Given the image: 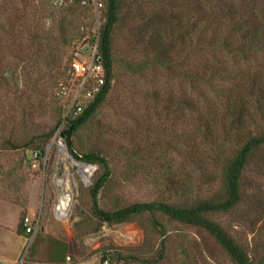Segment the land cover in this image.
Masks as SVG:
<instances>
[{
    "label": "rangeland",
    "instance_id": "1",
    "mask_svg": "<svg viewBox=\"0 0 264 264\" xmlns=\"http://www.w3.org/2000/svg\"><path fill=\"white\" fill-rule=\"evenodd\" d=\"M71 1L0 0V260L16 258L17 263L22 260V264H27L31 260L30 243L37 238L40 241L36 262L39 263H48L44 256L49 255L51 239L67 242L68 254L76 256L74 259L92 257L96 259L95 264H100L101 252L106 248L131 255L142 252L139 249L143 232L138 221L104 225L98 233L81 240L74 237L72 226L77 216L89 215V199L83 188L89 185L96 168L93 166L92 172L89 167L88 172L81 168V163L74 164L68 155L61 153L60 147H67L59 131L48 141L43 162L34 161L30 157L33 149L25 147V144L39 143L41 136L54 127L62 107L69 110L80 80L69 76L68 56L59 64L23 63L14 56L19 53V47L34 52L35 34L49 29L55 32L61 18L59 13L68 11ZM173 1L181 4V0H121L122 12L129 13L130 17L115 30L112 42L118 78L105 102L74 139L77 151L92 149L109 155L113 180L99 197L105 210L155 201L163 196L172 198L173 194L180 196L188 191L191 196L204 195L203 192L213 189L210 184L201 189L205 182L200 175L185 178L194 165L185 160L186 147L182 142L196 128L192 123L185 124L184 114L164 110L170 98H180L187 85L160 69L131 76L120 67L127 61H143L145 54L151 56L143 45L147 37L142 40L139 30L145 27L152 13H163L167 18L178 14L176 7H169ZM95 2L81 3L79 12L68 16L71 20L76 17L80 28L87 26L82 34L93 35L101 24V8ZM21 18L30 19L31 26L25 28ZM84 39L68 49L74 59L86 61L91 57V47ZM201 56L195 50L186 67L197 66ZM56 66L66 69L64 78L59 79ZM63 85L65 94L61 92ZM156 98L163 102L155 103ZM67 103L70 104L67 106ZM252 113L253 109L248 107L246 116ZM80 169L84 178L79 174ZM252 187H247L239 211L216 220L258 260L264 256V182L263 204L252 205L249 201L247 196L253 193ZM61 189L73 195L70 211L64 218L56 213ZM25 216L38 219L35 233L28 238L18 232ZM167 229V235L177 241L183 239L192 264H230L204 232L176 224L168 225Z\"/></svg>",
    "mask_w": 264,
    "mask_h": 264
},
{
    "label": "trees",
    "instance_id": "2",
    "mask_svg": "<svg viewBox=\"0 0 264 264\" xmlns=\"http://www.w3.org/2000/svg\"><path fill=\"white\" fill-rule=\"evenodd\" d=\"M95 1L72 0L68 11L59 13L61 18L55 32L49 29L35 34L32 38L34 52L19 47V53L14 56L16 60L29 64L39 61L59 64L68 56L69 76H73L72 64L85 60L74 59L68 49L85 38L91 51L96 48L103 67L104 85L97 95L92 99H79L69 110L62 107L56 124L41 136L39 143L25 144L33 149L31 152L36 155L33 160L43 162L48 141L59 131V137L74 159L96 168L89 185L83 188L89 199V215L77 216L72 226L74 237L81 240L98 233L104 225L138 221L143 232L139 249L142 252L131 255L106 248L101 252L100 264L105 261L107 264H173L174 261L176 264H192L183 239L177 241L174 236L167 235V226L176 224L207 234L230 264H264V256L253 259L247 247L216 220L239 211L248 186H253V193L247 196L251 204H263L264 0H181L179 5L173 1L169 2V7H176L178 14L167 18L163 13H152L145 27H141L142 40L147 37L143 42L144 49L151 56L145 54L143 61H127L120 67L123 73L131 76H143L146 71L160 69L187 85L181 97L170 98L164 110L184 114L185 124L192 123L196 128L182 142L186 147L185 160L194 165L185 178L200 175L205 182L201 189L209 184L213 189L202 191L204 195L191 196L188 191L180 196L173 194L172 198L163 196L155 201L110 210H105L99 203L101 193L111 186L113 180L109 155L92 149L77 151L74 139L105 102L118 78L112 42L115 30L130 14L122 12L121 0ZM93 2L101 8V24L93 35L82 34L87 26L80 28L76 17L71 20L68 16L76 15L81 3L90 5ZM21 19L25 28L31 26L30 19ZM195 50L202 54L200 62L192 68L186 67ZM55 69L59 79L65 77L66 69L60 66ZM178 69L183 70L181 75ZM65 87H61V92ZM154 100L159 104L163 102L157 98ZM79 106L81 111L77 112ZM248 107L253 113L246 116ZM52 170L53 173L56 171V164ZM18 232L28 238L23 226ZM39 241L37 238L30 243L31 262L38 260ZM51 241L48 261L64 262L68 244L55 239Z\"/></svg>",
    "mask_w": 264,
    "mask_h": 264
},
{
    "label": "built area",
    "instance_id": "3",
    "mask_svg": "<svg viewBox=\"0 0 264 264\" xmlns=\"http://www.w3.org/2000/svg\"><path fill=\"white\" fill-rule=\"evenodd\" d=\"M71 67L74 73L73 75L80 80L79 82L80 88L78 87V90L75 93V97L71 104L72 106L79 99L82 98L92 99L95 95H97L100 92L101 87L104 85V71L101 63L98 60L96 48H93L89 60L82 62H74ZM62 92L64 94L66 93L65 88L62 90ZM80 111H81V106L77 108V112ZM30 157L34 159L36 155L31 152ZM56 213L57 214L63 213L59 210L58 205L56 206ZM63 214H65V216L67 215V213H63ZM37 225H38L37 218H30L28 216H25L23 218V228L28 236L33 235L35 233ZM0 264H6V263L0 262ZM17 264H22V260ZM103 264H107V262L105 261Z\"/></svg>",
    "mask_w": 264,
    "mask_h": 264
},
{
    "label": "crops",
    "instance_id": "4",
    "mask_svg": "<svg viewBox=\"0 0 264 264\" xmlns=\"http://www.w3.org/2000/svg\"><path fill=\"white\" fill-rule=\"evenodd\" d=\"M64 243L67 244V242L65 241H62ZM48 257H50V252L48 253ZM54 256V255H53ZM48 257L47 256H44L45 260H47L48 263H39V262H31L32 259L29 261H27L26 263L27 264H95L96 262V259L95 258H87V259H83V260H76L74 259V257H71L70 254H67V256L64 258V262H61V263H53V262H49L48 260ZM76 260V261H75ZM0 262H4L6 264H17V259L16 258H11V259H1Z\"/></svg>",
    "mask_w": 264,
    "mask_h": 264
},
{
    "label": "water",
    "instance_id": "5",
    "mask_svg": "<svg viewBox=\"0 0 264 264\" xmlns=\"http://www.w3.org/2000/svg\"><path fill=\"white\" fill-rule=\"evenodd\" d=\"M66 152H67V155H68V157L70 158V159H72L73 161H76L75 159H74V157L69 153V151H68V149H66ZM76 162H78V161H76ZM78 163H80V162H78ZM82 165H85V166H88V167H90V168H92L93 170H92V172L94 171V167L93 166H91V165H88V164H83V163H81ZM59 169H60V166H58V171H59ZM80 174V173H79ZM81 175V177L82 178H84L83 176H82V174H80ZM87 182H88V180L87 179H85ZM72 198H73V195H72V193L70 192V191H65V190H62L61 189V192H60V195H59V197H58V201H57V205L59 206V210L61 211V212H63V213H68L69 211H70V208H71V202H72Z\"/></svg>",
    "mask_w": 264,
    "mask_h": 264
},
{
    "label": "bare ground",
    "instance_id": "6",
    "mask_svg": "<svg viewBox=\"0 0 264 264\" xmlns=\"http://www.w3.org/2000/svg\"><path fill=\"white\" fill-rule=\"evenodd\" d=\"M60 152L61 153H63V154H65L66 156H67V154H66V149L65 148H63V147H60ZM70 159V158H69ZM72 160V159H71ZM72 162L74 163V164H79V163H77L76 161H73L72 160ZM80 165V164H79ZM81 168H83V169H85V170H89L88 172H90V169H89V167L88 166H85V165H81ZM83 169L81 170H79V173L80 174H82V172L81 171H83ZM82 176H83V174H82ZM67 184V183H66ZM66 186H68V184L66 185ZM64 187V186H63ZM67 189H69V188H67ZM59 216H61L62 218H64L65 217V214H58ZM64 216V217H63Z\"/></svg>",
    "mask_w": 264,
    "mask_h": 264
}]
</instances>
